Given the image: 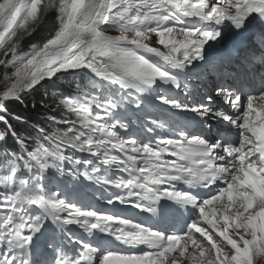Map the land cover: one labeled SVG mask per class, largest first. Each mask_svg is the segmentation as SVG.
Segmentation results:
<instances>
[{
    "label": "snow or ice",
    "instance_id": "1",
    "mask_svg": "<svg viewBox=\"0 0 264 264\" xmlns=\"http://www.w3.org/2000/svg\"><path fill=\"white\" fill-rule=\"evenodd\" d=\"M0 264H264V0H0Z\"/></svg>",
    "mask_w": 264,
    "mask_h": 264
},
{
    "label": "trees",
    "instance_id": "2",
    "mask_svg": "<svg viewBox=\"0 0 264 264\" xmlns=\"http://www.w3.org/2000/svg\"><path fill=\"white\" fill-rule=\"evenodd\" d=\"M61 83H66V82L62 81Z\"/></svg>",
    "mask_w": 264,
    "mask_h": 264
}]
</instances>
